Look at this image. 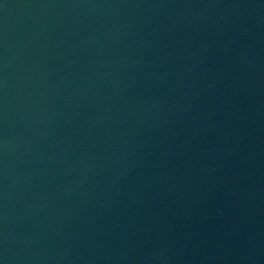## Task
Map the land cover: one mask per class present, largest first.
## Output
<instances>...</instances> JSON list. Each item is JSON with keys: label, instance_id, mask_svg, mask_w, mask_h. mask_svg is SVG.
Listing matches in <instances>:
<instances>
[{"label": "water", "instance_id": "1", "mask_svg": "<svg viewBox=\"0 0 264 264\" xmlns=\"http://www.w3.org/2000/svg\"><path fill=\"white\" fill-rule=\"evenodd\" d=\"M0 264H264V0H0Z\"/></svg>", "mask_w": 264, "mask_h": 264}]
</instances>
